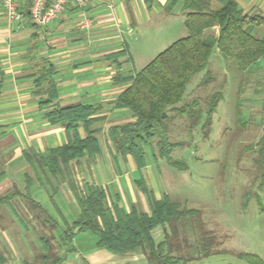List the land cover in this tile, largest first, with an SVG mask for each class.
Here are the masks:
<instances>
[{
	"label": "crops",
	"instance_id": "crops-1",
	"mask_svg": "<svg viewBox=\"0 0 264 264\" xmlns=\"http://www.w3.org/2000/svg\"><path fill=\"white\" fill-rule=\"evenodd\" d=\"M3 1L0 0L2 195L14 190L26 194V179H29L31 199L63 232L77 214L75 211L74 216H70V208L76 205L72 191L75 184L80 188H105L109 204L117 203L127 213L134 205L139 211L149 214L150 196L141 191L136 181L142 179L156 200L163 196H157L148 181L150 163L147 160V165L138 170L131 156L115 152L107 135L110 127L133 121L128 109L114 106L120 93L129 85L119 80L114 82L115 65L120 64V72L124 76L138 71L133 66L130 42H137L141 36H185L182 1L166 13L163 7L167 0H152L149 4L146 0H88L83 8L66 5L59 18L44 27H36L30 21L31 0H14L20 17L12 21L6 16ZM232 1L245 14L264 16V0ZM82 18L91 21L90 28L80 25ZM213 31L217 33V28ZM257 31L262 34L264 29L258 28ZM47 63L56 70V106L82 104L96 108L91 116L95 123L89 131L95 132L100 147V152L92 160L72 161L70 172L58 176L38 168L34 161L30 162L26 157L28 154L47 157L51 149L65 145L74 137L72 131L52 125L45 117L52 107L40 108L35 94V79ZM263 67L250 69V88ZM87 131L81 125L77 128L81 139L86 137ZM136 191L146 198L147 205L145 202L141 207L137 205ZM67 195L70 198L67 199ZM19 200L15 198L11 204L0 207V251L6 257L5 264H17L13 252L30 244L27 239L32 236L28 228L32 224L20 215L28 213L30 208L19 205ZM58 230H55V235L60 240L62 235ZM88 255L95 264H104L106 259V262L113 260L101 249ZM140 258H144L143 254L130 255L123 261Z\"/></svg>",
	"mask_w": 264,
	"mask_h": 264
},
{
	"label": "trees",
	"instance_id": "trees-1",
	"mask_svg": "<svg viewBox=\"0 0 264 264\" xmlns=\"http://www.w3.org/2000/svg\"><path fill=\"white\" fill-rule=\"evenodd\" d=\"M151 1L146 0V3ZM179 1H182L181 14L186 35L175 40L129 76L120 72V64L115 65L114 82L119 80L129 85L120 93L114 106L128 109L133 121L110 127L107 135L115 152L121 156H131L138 170L147 165L148 152L153 159L166 160L178 171L187 170L181 161L170 160L173 151L182 147V143L170 141V128L174 120L181 118L186 119V126L195 127L202 120L204 112L203 129L205 133L208 132L211 116L222 99L221 91L212 92L203 99L187 101L185 90L192 78L207 67L213 51H217L227 65L239 72L240 95L249 83L250 69L264 58V32L261 34L257 31L258 28L264 29V16L245 14L232 0H167L164 11L170 13ZM215 28L217 33L213 31ZM55 75V68L47 63L35 79V94L41 109L52 107L45 114L48 121L72 131L74 137L65 145L51 149L47 157L36 154H28L26 157L28 161H34L38 168L58 176L70 172L72 161L78 163L83 158L92 160L100 152V147L95 132L89 131L95 123L91 116L95 114L96 108L82 104L56 106L58 88ZM215 82V76L207 71L198 86L206 88ZM224 84L225 78L222 87ZM80 125L88 130L83 139L77 134ZM26 181V194L14 190L1 195L0 207L11 204L15 198L27 202L28 208L45 216L43 226L48 233L39 236L37 259L34 262L24 260L21 264H62L63 258L55 251L52 233L56 230V224L31 199V182L29 179ZM136 184L150 196L149 214L139 211L134 205L127 213L117 203L109 204L105 188H80L76 184L72 185L77 214L60 241L63 240L64 244L72 243L76 234L87 232L96 236L95 245L98 249L117 256L143 254L149 264H181L188 261L189 258L177 254L181 246L171 238L176 237L177 227L184 219H200V211L183 207L167 194L156 200L142 179L137 180ZM159 226L163 227L164 232L167 230V233L163 241L155 243L152 231ZM200 236L199 254L210 255L212 251L202 241L205 234ZM182 241L185 247L189 246L184 239ZM5 263L6 257L0 251V264Z\"/></svg>",
	"mask_w": 264,
	"mask_h": 264
},
{
	"label": "rangeland",
	"instance_id": "rangeland-1",
	"mask_svg": "<svg viewBox=\"0 0 264 264\" xmlns=\"http://www.w3.org/2000/svg\"><path fill=\"white\" fill-rule=\"evenodd\" d=\"M181 37L180 34L141 36L137 42L131 41L134 68L140 70ZM261 66H264V58L254 68ZM207 71L215 76L216 82L200 88L199 82ZM240 80L237 69L227 65L218 52L213 51L207 67L192 78L185 90L187 101L221 91L222 99L211 116L208 132L203 129L204 112L195 127L186 126V119L181 118L174 120L170 128V141L182 143L170 160L181 161L187 170L178 171L166 160L153 159L148 152L147 178L156 195L167 194L183 207L200 211V219H184L177 227L176 237L171 238L181 246L177 254L189 258L181 264H264V67L252 87L247 84L241 95L238 93ZM101 148L104 149L102 143ZM135 194L139 207L144 202L147 205L144 196L137 191ZM19 205L28 207L21 199ZM75 211L77 206L73 204L70 216H74ZM23 215L21 217L32 224L28 227L32 236L27 239L30 244L13 252L17 264L24 260L34 262L40 250L39 236L48 233L43 226L42 213L30 208ZM58 231L64 235L63 231ZM166 233L161 226L154 229V242L163 241ZM201 233L205 234L202 241L212 251L210 255L199 254ZM54 239L55 251L63 258L62 264H95L88 254L100 251L95 247L96 236L78 233L68 244L60 242L56 235ZM103 252L113 259L112 262L104 260V264H149L145 258L123 261L129 256Z\"/></svg>",
	"mask_w": 264,
	"mask_h": 264
},
{
	"label": "built area",
	"instance_id": "built-area-1",
	"mask_svg": "<svg viewBox=\"0 0 264 264\" xmlns=\"http://www.w3.org/2000/svg\"><path fill=\"white\" fill-rule=\"evenodd\" d=\"M87 2L88 0H31L29 18L34 26L44 27L59 18L66 5L73 4L83 8ZM3 5L9 20L19 19L20 16L14 0H4ZM80 25L83 28H90L91 21L88 18H82Z\"/></svg>",
	"mask_w": 264,
	"mask_h": 264
}]
</instances>
